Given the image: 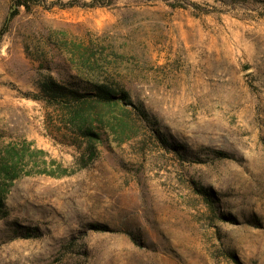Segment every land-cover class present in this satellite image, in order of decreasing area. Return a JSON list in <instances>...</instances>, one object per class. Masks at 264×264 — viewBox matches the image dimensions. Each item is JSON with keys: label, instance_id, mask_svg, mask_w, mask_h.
Instances as JSON below:
<instances>
[{"label": "rangeland", "instance_id": "obj_1", "mask_svg": "<svg viewBox=\"0 0 264 264\" xmlns=\"http://www.w3.org/2000/svg\"><path fill=\"white\" fill-rule=\"evenodd\" d=\"M17 1L0 149L31 141L72 173L13 181L0 264H264V0H21L8 19ZM46 77L117 85L157 135L105 138L78 168L34 99Z\"/></svg>", "mask_w": 264, "mask_h": 264}, {"label": "trees", "instance_id": "obj_2", "mask_svg": "<svg viewBox=\"0 0 264 264\" xmlns=\"http://www.w3.org/2000/svg\"><path fill=\"white\" fill-rule=\"evenodd\" d=\"M15 6L8 19L19 7L28 8L21 0ZM34 99L58 114L61 127L53 131V138L66 139L68 145L82 150L77 158L78 168L97 157V147L105 138L123 144L142 132L157 135L148 114L133 103L126 91L108 81L86 79L63 83L46 77L39 83ZM71 173L55 159H47V153L35 148L31 141L21 140L3 147L0 149V218L13 181L24 176L62 177Z\"/></svg>", "mask_w": 264, "mask_h": 264}]
</instances>
